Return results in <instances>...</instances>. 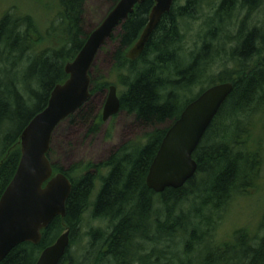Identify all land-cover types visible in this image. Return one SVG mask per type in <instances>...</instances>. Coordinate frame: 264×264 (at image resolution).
<instances>
[{"label": "trees", "instance_id": "obj_1", "mask_svg": "<svg viewBox=\"0 0 264 264\" xmlns=\"http://www.w3.org/2000/svg\"><path fill=\"white\" fill-rule=\"evenodd\" d=\"M107 1L110 11L120 0ZM205 1L174 0L133 61L127 51L143 31L154 2L136 5L114 31L109 75L115 74L124 87L120 111L131 116L143 135L99 165L66 170L52 165L54 173L62 172L71 183L65 216L52 220L39 244L16 246L0 264H35L66 230L69 247L59 264H264V212L261 231L241 228L228 240L215 235L219 212L235 194L253 188L262 163L264 30L248 25V18L264 0H218L187 48L184 24L203 17ZM57 2L59 10L45 33L55 46L41 47L42 33L29 15L13 9L0 15V198L20 161L22 131L46 107L53 88L67 79L65 65L90 34L84 30L85 0ZM105 48L106 43L100 51ZM217 61L224 68L214 73ZM89 76L91 95L107 92L111 83L94 65ZM219 83H230L233 89L193 152L194 177L179 189L154 193L145 181L166 131L186 105ZM89 100L67 122L85 127L92 136L103 122ZM101 169L107 170L105 175ZM88 207L107 229L90 231L77 252L72 247L81 244L79 227Z\"/></svg>", "mask_w": 264, "mask_h": 264}, {"label": "water", "instance_id": "obj_2", "mask_svg": "<svg viewBox=\"0 0 264 264\" xmlns=\"http://www.w3.org/2000/svg\"><path fill=\"white\" fill-rule=\"evenodd\" d=\"M145 0H120L88 36L75 58L64 67L67 79L56 85L46 107L36 114L19 138L21 158L17 170L0 198V261L22 243L39 244L42 231L55 217L65 216L71 183L62 173L53 174L47 158L51 137L59 124L74 114L90 98L89 72L101 47L115 29ZM147 23L138 40L127 51L136 60L151 34L174 0H152ZM233 89L230 83L213 85L181 112L166 131L146 176V186L155 193L179 189L194 177L197 164L192 158L221 106ZM120 111L116 87L110 86L102 110L106 121ZM69 246L66 230L45 248L35 264H59Z\"/></svg>", "mask_w": 264, "mask_h": 264}, {"label": "rangeland", "instance_id": "obj_3", "mask_svg": "<svg viewBox=\"0 0 264 264\" xmlns=\"http://www.w3.org/2000/svg\"><path fill=\"white\" fill-rule=\"evenodd\" d=\"M217 1L206 0L202 13L203 17L200 20L185 22L184 32L186 34L185 44L187 48L192 47L193 42L196 40V34L202 26L205 17L211 13V8L217 4ZM57 3V0H0V15L11 9L29 15L35 20L42 33L39 37V40H42L41 47L46 48L50 44L56 45L51 42L52 39L46 36L45 33L52 22L54 13L59 10V6L56 5ZM110 7L107 0H85L83 19L86 33L91 34L94 31L105 19ZM248 20H250L248 25H256L264 30V2ZM115 46L113 41H107L105 51H100L96 55L94 67L106 77L111 85L116 86L117 93L120 95L124 91V87L118 84L115 74L111 73L109 75L113 68L110 53L113 52ZM229 67L230 65L227 64L226 68ZM223 68V63L217 61L213 65L212 71L217 73ZM193 91L196 92L198 89L196 88ZM107 95L108 92H96L91 95L89 105L93 108L94 115H101ZM142 135L141 129L134 126L131 116L122 111L115 117L103 122L99 133L92 136H88L85 127L64 121L56 128L51 137L48 156L52 165L63 170L78 164L86 165L92 163L99 165L105 162L114 151L129 142L137 141ZM260 135L261 133L259 132L258 136ZM257 143L259 145V141ZM259 146L264 147L263 137ZM261 155L262 163L253 188H248L247 192L243 194H235L228 207L219 212V220H215V235H217L218 240H228L234 231L241 228H248L250 233H254L260 229L262 214L264 212V149ZM106 172L107 170L101 169V174L105 175ZM96 184V188H98L100 182L97 181ZM79 228V233L82 235L81 244L79 243L75 247H72L77 252L82 251L85 241L88 240L86 235L90 231L98 228L106 230L107 224L104 221L93 219L91 217V207H88ZM84 237H87V239H84Z\"/></svg>", "mask_w": 264, "mask_h": 264}, {"label": "flooded vegetation", "instance_id": "obj_4", "mask_svg": "<svg viewBox=\"0 0 264 264\" xmlns=\"http://www.w3.org/2000/svg\"><path fill=\"white\" fill-rule=\"evenodd\" d=\"M99 114H95V116H98Z\"/></svg>", "mask_w": 264, "mask_h": 264}, {"label": "bare ground", "instance_id": "obj_5", "mask_svg": "<svg viewBox=\"0 0 264 264\" xmlns=\"http://www.w3.org/2000/svg\"><path fill=\"white\" fill-rule=\"evenodd\" d=\"M230 95V94H229ZM177 120V119H176Z\"/></svg>", "mask_w": 264, "mask_h": 264}]
</instances>
